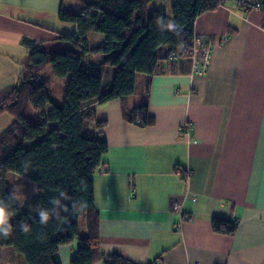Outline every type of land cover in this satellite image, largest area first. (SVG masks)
<instances>
[{"label": "crops", "instance_id": "0c3cea01", "mask_svg": "<svg viewBox=\"0 0 264 264\" xmlns=\"http://www.w3.org/2000/svg\"><path fill=\"white\" fill-rule=\"evenodd\" d=\"M82 6L0 0V93L20 79L29 42L56 50L71 41L77 27L59 12ZM194 26L195 35L214 42L202 74L182 66L137 74L145 91L98 105L97 121L107 122L102 129L85 123L87 133L108 143L94 176L100 246L139 264H264V10L224 0ZM92 33L90 51L100 47L90 46ZM149 85L155 122L142 127L124 111L144 101ZM13 121L11 113L0 114V134ZM176 201L181 208H173ZM214 218L237 223L235 233L214 231ZM70 244L60 246L63 264L75 255ZM11 262L25 264L23 254L0 246V264Z\"/></svg>", "mask_w": 264, "mask_h": 264}, {"label": "trees", "instance_id": "16d2710c", "mask_svg": "<svg viewBox=\"0 0 264 264\" xmlns=\"http://www.w3.org/2000/svg\"><path fill=\"white\" fill-rule=\"evenodd\" d=\"M77 1L83 5L80 11L59 12L61 21L77 27L70 38L77 50L49 51L29 42V63L20 79L0 93V114L14 116L0 134V200L7 205L11 225L10 234L0 236V245L13 246L23 254L25 264H63L60 246L78 238L70 264H139L101 249L94 176L104 166L108 143L99 133H87L85 123L96 121L97 128L105 127L106 121H97V106L132 95L137 74L181 70L179 66L190 70L195 22L224 0H171L170 15L154 10L147 21L144 8L153 0ZM92 32L104 35L103 45L97 48L104 56L100 72L93 66L82 67ZM48 65L55 77L69 75L60 102L50 95L53 79L44 74ZM149 91L150 85L144 101L124 111L125 119L142 127L155 122L149 112ZM30 107L41 111L40 122L28 121ZM13 196L18 199H10ZM53 198L60 199L68 211L57 209L58 215L54 214ZM74 202L85 211L74 213ZM40 209L49 210L46 225L39 223ZM81 214H85V236L79 234ZM21 224L28 226V233ZM212 228L231 235L237 223L214 218Z\"/></svg>", "mask_w": 264, "mask_h": 264}, {"label": "rangeland", "instance_id": "374dc122", "mask_svg": "<svg viewBox=\"0 0 264 264\" xmlns=\"http://www.w3.org/2000/svg\"><path fill=\"white\" fill-rule=\"evenodd\" d=\"M171 8H172V1L171 0H153V1L149 2L146 5V7L144 8V12H143L144 20L147 21L149 16L151 15V13L154 10L165 11L166 13H168L170 15L171 14ZM92 34H95V35L91 36L90 46L99 47V46L103 45L104 35L102 33H97V32H94ZM213 47H214V44H213ZM50 48H51V46H49L47 49H49L50 51H65V50L71 49V48H74L77 50V48H75V45L71 42L64 43L62 48L57 46L55 48L56 50H51ZM99 55H103V54L98 49L91 50L90 54L85 55L83 57L82 67L93 66L92 68L95 72H100L103 68L101 65L102 60L99 59ZM191 70H192V64H191ZM44 74L53 79V84L50 86V95L53 96L57 101H59V102L62 101L64 94H65V89H66V86L68 83L69 75L64 76V77H55L53 74L51 65H48L46 67ZM136 88H137V92H139L140 90L143 91V88H144V91L146 89V81H144L141 77H139V75L136 78ZM27 118H28V121L30 123L40 122L41 111L36 109L35 107H30V109L28 110ZM84 215L85 214H81V216L79 218V223H80L79 234L81 236H85L87 233ZM71 245H73L77 251V248L79 245V239L78 238L75 239L73 242H71L70 246ZM0 246H10V245H0ZM11 247L15 251H17L13 246H11ZM7 250H11V249L8 248ZM195 263H197V262H195ZM11 264H13V263L11 262Z\"/></svg>", "mask_w": 264, "mask_h": 264}, {"label": "built area", "instance_id": "2783aa9c", "mask_svg": "<svg viewBox=\"0 0 264 264\" xmlns=\"http://www.w3.org/2000/svg\"><path fill=\"white\" fill-rule=\"evenodd\" d=\"M236 5L244 7L246 10L263 9L264 1L262 0H233ZM213 44L209 39L194 36L193 46L191 50L192 74H202L207 68L211 60ZM174 209L181 208V203L177 201L173 204ZM195 264H200L199 262Z\"/></svg>", "mask_w": 264, "mask_h": 264}, {"label": "clouds", "instance_id": "9594fccd", "mask_svg": "<svg viewBox=\"0 0 264 264\" xmlns=\"http://www.w3.org/2000/svg\"><path fill=\"white\" fill-rule=\"evenodd\" d=\"M61 197H64V199H69L67 196H65L64 193L60 194ZM10 199H18V197H10ZM54 208L51 210L54 214L58 215L57 209H63L64 211H68L67 207L62 205L60 202V199L53 198L50 201ZM7 205L3 200H0V236L7 237L10 234L11 231V225L8 223V219L6 216V209ZM72 211L75 212H83L85 211L83 205H81L79 208L77 207L76 203L74 202L72 205ZM38 216H39V223L41 225H46L49 220V210L40 209L38 210ZM21 230L25 233L29 232V228L27 225L21 224Z\"/></svg>", "mask_w": 264, "mask_h": 264}]
</instances>
